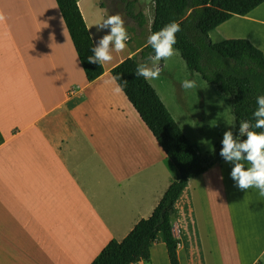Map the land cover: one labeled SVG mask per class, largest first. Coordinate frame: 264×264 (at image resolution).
<instances>
[{"label": "crops", "instance_id": "0c3cea01", "mask_svg": "<svg viewBox=\"0 0 264 264\" xmlns=\"http://www.w3.org/2000/svg\"><path fill=\"white\" fill-rule=\"evenodd\" d=\"M86 2L77 0L96 46L110 29L94 24L109 15L89 13ZM213 33L216 41L247 38L264 52V1L210 30L211 40ZM128 35L126 48L112 50L102 74L88 80L56 0H0V264H89L110 239L124 240L147 219L178 179L124 92L107 82L140 46ZM149 82L182 127L176 115L184 119L179 104L189 111L184 99H171L155 79L173 112ZM232 167L223 161L190 178L176 199L180 264H263L264 219L248 255V241L235 237L224 214ZM129 264H170L161 237L148 259Z\"/></svg>", "mask_w": 264, "mask_h": 264}, {"label": "trees", "instance_id": "16d2710c", "mask_svg": "<svg viewBox=\"0 0 264 264\" xmlns=\"http://www.w3.org/2000/svg\"><path fill=\"white\" fill-rule=\"evenodd\" d=\"M127 16L139 26L145 21L142 11H135L137 0H119ZM264 0H153L150 35L165 25L176 22L181 31L176 33L173 46L184 60L189 72H197L210 85L233 97L234 129L238 136L239 124H254L256 98L264 95V52L243 37L212 41L209 31L233 14H247ZM64 19L85 76L93 80L103 72L102 64H91L94 46L77 0H56ZM154 50L147 42L136 53L111 68L112 76L151 131L166 155L179 172L178 179L164 192L151 215L138 222L124 240L110 239L89 264H129L150 256V245L159 236L166 245L170 264H180L177 248L179 236L173 231L174 204L190 178L214 165L221 164L222 145L214 152L201 155L174 119L155 88L135 75L139 65H146ZM163 60H161L162 62ZM261 131V129H251ZM234 137V138H235ZM241 140L246 137H239Z\"/></svg>", "mask_w": 264, "mask_h": 264}, {"label": "rangeland", "instance_id": "374dc122", "mask_svg": "<svg viewBox=\"0 0 264 264\" xmlns=\"http://www.w3.org/2000/svg\"><path fill=\"white\" fill-rule=\"evenodd\" d=\"M101 1H104L105 4ZM86 5L87 7L90 6L91 9L88 12L94 13V15H98L101 11H104L106 15H111L114 10H119L127 33L132 38L131 44L142 45L147 42V38L150 36L149 26L153 17V0H137L136 2L135 11H142L145 14L146 21L142 26H139L133 18L125 14L124 4L119 0H87ZM211 38L213 41L218 39L214 33ZM174 51L175 55L173 57L164 60V68L161 70L159 78L162 79L163 84L166 86V92H170L171 99L178 100V97H182L188 105L189 111L186 112L179 104V110L184 119L176 115L177 119L181 122V128L188 138L198 146L199 153H205L222 145L221 141L225 131L230 130L233 132V136H236L235 129L232 127L234 125V114L230 103V96L221 92L215 86L208 84L199 73L189 72L179 52L176 49ZM146 66L151 67L152 64L149 63ZM186 79L194 80L196 87L192 89L182 88L181 84ZM150 81L155 82V80ZM155 86L170 109L175 112L170 103L171 99L164 93L163 89L158 85ZM197 120L199 124H195ZM225 176L227 183H229L230 177L228 175ZM232 183L234 185L227 188L228 197H226L225 201L224 214L227 220L233 223V234L234 231L236 232V228L233 221L231 204H233L235 213L242 212L237 210L234 203V201H237L234 194H239L244 196L243 201H249V212H257L253 218L255 217L254 220H259V223L257 220V236L259 237L262 230V219H264V203L260 199L258 190L250 188L246 191H240L235 186V181ZM235 237H238L237 232L235 233ZM261 260L264 264V257Z\"/></svg>", "mask_w": 264, "mask_h": 264}, {"label": "clouds", "instance_id": "9594fccd", "mask_svg": "<svg viewBox=\"0 0 264 264\" xmlns=\"http://www.w3.org/2000/svg\"><path fill=\"white\" fill-rule=\"evenodd\" d=\"M97 31L110 29L109 33L103 35L95 47L91 49L93 55L87 58L91 64H104L113 60L112 50L116 53L126 48V41L129 35L125 28L124 20L119 14L109 15L106 19L94 24ZM180 25L171 22L161 30L152 33L147 38V45L154 50V56L149 59L152 66L144 64L138 66L135 75L145 80L158 79L161 73L159 61L168 60L175 55L174 45L176 44V33L180 32ZM120 77H111L110 82L115 84V93L122 92V86L117 83ZM184 89L196 87L194 80H184L181 84ZM257 108L253 111L254 124L249 121H242L239 124L238 136L234 138L233 132L228 130L223 133L221 141L222 148L220 156L225 162L233 165L230 177L235 181V186L240 191L250 188L258 189L259 196L264 197V95L256 98ZM235 127V125H232ZM251 129H261L257 132ZM239 137H246L241 140ZM249 165L245 167V163Z\"/></svg>", "mask_w": 264, "mask_h": 264}, {"label": "bare ground", "instance_id": "6f19581e", "mask_svg": "<svg viewBox=\"0 0 264 264\" xmlns=\"http://www.w3.org/2000/svg\"><path fill=\"white\" fill-rule=\"evenodd\" d=\"M234 195L237 200L234 201L235 206L237 210L242 211L241 213H235L233 204H231V209L233 210V221L235 224L237 236L238 239L243 243L245 242L247 243L248 241L247 254L251 255L255 250L254 244L258 241L257 219L254 220L255 217L253 218L254 214H256L257 212L254 213L249 212L250 203L248 200L243 201L244 196H241L239 194L238 195L234 194Z\"/></svg>", "mask_w": 264, "mask_h": 264}, {"label": "built area", "instance_id": "2783aa9c", "mask_svg": "<svg viewBox=\"0 0 264 264\" xmlns=\"http://www.w3.org/2000/svg\"><path fill=\"white\" fill-rule=\"evenodd\" d=\"M121 17H122V16H121ZM128 40H129V39H128ZM151 56H152V55H151ZM151 56L148 57V60H150L149 58H150Z\"/></svg>", "mask_w": 264, "mask_h": 264}]
</instances>
